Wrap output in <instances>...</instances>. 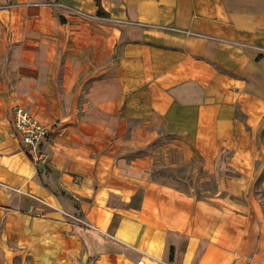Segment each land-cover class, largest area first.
<instances>
[{
	"label": "crops",
	"instance_id": "1",
	"mask_svg": "<svg viewBox=\"0 0 264 264\" xmlns=\"http://www.w3.org/2000/svg\"><path fill=\"white\" fill-rule=\"evenodd\" d=\"M141 256L264 264V0H0V264Z\"/></svg>",
	"mask_w": 264,
	"mask_h": 264
},
{
	"label": "built area",
	"instance_id": "2",
	"mask_svg": "<svg viewBox=\"0 0 264 264\" xmlns=\"http://www.w3.org/2000/svg\"><path fill=\"white\" fill-rule=\"evenodd\" d=\"M55 4L58 5V3ZM12 127L18 133L21 142L32 158L37 162L45 160L46 154L41 150V145L48 138L49 127L40 122L28 108L18 104L12 107ZM30 197L45 203V200L36 195L30 194ZM32 209L33 206L30 204L28 210ZM144 261V256H141L136 264H144Z\"/></svg>",
	"mask_w": 264,
	"mask_h": 264
},
{
	"label": "rangeland",
	"instance_id": "3",
	"mask_svg": "<svg viewBox=\"0 0 264 264\" xmlns=\"http://www.w3.org/2000/svg\"><path fill=\"white\" fill-rule=\"evenodd\" d=\"M2 5V4H1Z\"/></svg>",
	"mask_w": 264,
	"mask_h": 264
}]
</instances>
